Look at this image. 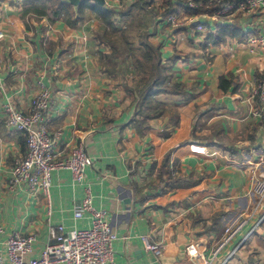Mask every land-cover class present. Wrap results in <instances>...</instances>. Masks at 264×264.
<instances>
[{
    "label": "crops",
    "instance_id": "crops-1",
    "mask_svg": "<svg viewBox=\"0 0 264 264\" xmlns=\"http://www.w3.org/2000/svg\"><path fill=\"white\" fill-rule=\"evenodd\" d=\"M58 1L72 6L77 22L54 15L55 0H0L3 251L11 234H33L31 256H38L49 222L91 226L90 213L74 219L89 185L94 206L107 212L118 235L115 264H203L189 247L208 255L224 229L242 219L246 225L212 264L230 254L225 264H264V197L251 189V169L264 176V120L250 116L248 101L264 70V55L249 51V39L264 32V14L236 12L218 21L202 14L191 23L181 12L183 28L173 29L165 12L184 0H105L113 11L107 25L93 0ZM133 30L159 54L152 100L160 113L138 126L137 99L152 74L144 68L147 47L137 58L129 52ZM37 80L51 89L50 130L61 131V149L82 142L92 158L85 184L68 169L52 171L50 204L41 192L7 187L27 146L23 133L6 127L3 104L10 98L28 114ZM146 243L160 244L161 253Z\"/></svg>",
    "mask_w": 264,
    "mask_h": 264
},
{
    "label": "built area",
    "instance_id": "built-area-1",
    "mask_svg": "<svg viewBox=\"0 0 264 264\" xmlns=\"http://www.w3.org/2000/svg\"><path fill=\"white\" fill-rule=\"evenodd\" d=\"M185 4L188 7L186 15L189 17H194L197 11L216 4H222V7L213 15L214 20H222L233 12L258 10L264 14V0H185ZM168 21L174 27H179L183 23L180 16L173 14L168 16ZM4 36V32L0 30V40ZM250 42L251 53L259 48L264 55V32L252 37ZM51 97L50 87L42 80H37V90L31 102L30 113L24 114L16 109L10 98L3 104L6 127L22 132L26 137L27 146L26 152L16 158L12 165L7 187L11 191L26 189L33 193L41 192L47 197L48 204L51 197L52 171L68 169L75 183L85 184L86 169L92 165V158L87 153L84 143L78 142L67 153L61 149V131L50 130L53 120L50 110ZM248 101L251 103L250 116L253 119L264 120V70L260 81L252 88ZM193 148L201 151L199 147ZM258 163H264V154ZM251 180L252 191L263 198L264 176L258 177L254 168L251 169ZM84 191V198L74 208V219H80L85 213H90L91 226L68 229L64 225L49 222L47 242L36 257L31 256L36 236L33 234L25 236L15 232L5 242V252L0 245V264H115L114 242L118 235L110 226L107 212L94 206L91 187L86 185ZM50 213L49 208L48 214ZM246 223L247 220L242 219L234 225L227 226L208 255H204L199 248L189 247L188 252L200 257L203 264H212ZM146 249L157 255L161 253V246L158 243H146ZM225 261L221 264H225Z\"/></svg>",
    "mask_w": 264,
    "mask_h": 264
},
{
    "label": "trees",
    "instance_id": "trees-1",
    "mask_svg": "<svg viewBox=\"0 0 264 264\" xmlns=\"http://www.w3.org/2000/svg\"><path fill=\"white\" fill-rule=\"evenodd\" d=\"M85 1H89V0H85ZM91 7L94 8L95 11L99 12V14H101L104 22L107 25H113V22H112L111 17H110L112 15V12H113L112 10L105 8L104 5L101 6V5H98L96 3H94ZM221 7H222V4H216L214 6L205 7L201 11H197L195 14H197V15H202V14L214 15L218 10H220ZM53 11H54V15H56V16H61V15L65 14L66 15L65 19L69 20L70 23L74 24L75 22H77V19H74V11L72 9V6L67 4V3L55 0V5L53 8ZM181 12H185V13L188 12V7L185 4V0L183 1L182 5H180L177 9H173V10L167 9L164 16L168 17L171 14L180 15ZM219 28H222V27L219 26ZM132 46H133V44L131 43L130 47H128V48H130L129 52L131 51ZM141 46H144L145 48L147 47L146 53L143 51L144 58L146 56V59H147L145 61L146 63H145L144 68L147 70V65H150V73L152 74V77L147 80V82H146V84H145V86H144V88L140 94V97L137 99L138 111L135 114V119H133V122L137 126L139 124L145 123L146 121L151 119L153 116H156L157 114H159L160 113L159 111L161 108V106L158 103L153 102V100H152L153 95L159 91L157 79L155 80V78H154V77H158V73H159L158 50L156 48H154L152 45H150L148 42H146L145 38L142 39ZM138 65H139V63H137V66ZM154 87H156L155 90H154ZM164 90L168 91L169 89L165 88ZM162 168H164V165ZM163 171H164V169H163Z\"/></svg>",
    "mask_w": 264,
    "mask_h": 264
},
{
    "label": "rangeland",
    "instance_id": "rangeland-1",
    "mask_svg": "<svg viewBox=\"0 0 264 264\" xmlns=\"http://www.w3.org/2000/svg\"><path fill=\"white\" fill-rule=\"evenodd\" d=\"M250 11H258V10H250ZM248 12V11H247ZM187 13V12H186ZM185 13V14H186ZM233 13H236V12H233ZM233 13H230V15H232ZM242 13H244V12H242ZM184 14V18H186L187 17V20L189 21V22H191V23H193L194 21H196L195 20V17H197L198 15H196V16H194V17H189V16H187V15H185ZM174 15V14H173ZM229 15V16H230ZM170 16V15H169ZM179 16V15H178ZM228 16H226V17H224V18H227ZM181 19H183L182 17H180ZM223 18V19H224ZM216 21H218V20H216ZM166 22L169 24V26L171 27V28H173V29H182L183 28V23H184V19H183V23H182V25L181 26H179V27H174L169 21H168V17H166ZM143 26V25H142ZM203 28V27H202ZM130 31H132V30H130ZM130 31L128 32V34L131 36V38H133V40H132V43H133V46H132V49H131V55H133L134 56V58H137V56L140 54V47H141V44H142V37L141 36H139V34H137V33H135V31H134V33L133 34H131L130 33ZM261 33H263V32H261ZM260 33V34H261ZM139 38V39H138ZM252 38H250L249 40H251ZM137 41H138V44L137 45H135L136 43H137ZM147 72H148V74H150V65H147ZM34 97V96H33ZM52 98V97H51ZM31 110V109H30ZM30 113V112H29ZM22 133V132H21ZM24 135V134H23ZM25 136V135H24ZM26 138V137H25ZM15 161V160H14ZM14 163V162H13ZM13 165V164H12ZM12 168V167H11ZM11 171V170H10ZM10 178V177H9ZM8 184V183H7ZM17 190V189H16ZM26 190V189H25ZM51 190V189H50ZM11 191V190H10ZM51 198V197H50ZM48 201V200H47Z\"/></svg>",
    "mask_w": 264,
    "mask_h": 264
},
{
    "label": "water",
    "instance_id": "water-1",
    "mask_svg": "<svg viewBox=\"0 0 264 264\" xmlns=\"http://www.w3.org/2000/svg\"><path fill=\"white\" fill-rule=\"evenodd\" d=\"M93 1L97 2L100 5H104V3H105V0H93ZM70 2L72 4H74V5H77V3L79 2V0H70Z\"/></svg>",
    "mask_w": 264,
    "mask_h": 264
}]
</instances>
